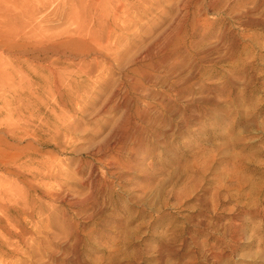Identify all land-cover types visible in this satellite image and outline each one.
<instances>
[{"label": "rangeland", "instance_id": "obj_1", "mask_svg": "<svg viewBox=\"0 0 264 264\" xmlns=\"http://www.w3.org/2000/svg\"><path fill=\"white\" fill-rule=\"evenodd\" d=\"M0 264H264V0H0Z\"/></svg>", "mask_w": 264, "mask_h": 264}, {"label": "bare ground", "instance_id": "obj_2", "mask_svg": "<svg viewBox=\"0 0 264 264\" xmlns=\"http://www.w3.org/2000/svg\"><path fill=\"white\" fill-rule=\"evenodd\" d=\"M96 1V0H95ZM105 2V1H104ZM126 2V1H125ZM129 2V1H128ZM92 3H94L95 4V2H93L92 1ZM89 4V3H88ZM182 8V7H181ZM123 12V11H122ZM18 13V12H17ZM111 13V12H110ZM179 13V12H178ZM176 17V16H175ZM176 19V18H175ZM118 28V27H117ZM88 29V28H87ZM179 29V28H178ZM169 35V34H168ZM174 35V34H173ZM107 39V38H106ZM121 46V45H120ZM47 49H48V47H47Z\"/></svg>", "mask_w": 264, "mask_h": 264}]
</instances>
